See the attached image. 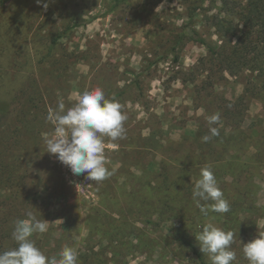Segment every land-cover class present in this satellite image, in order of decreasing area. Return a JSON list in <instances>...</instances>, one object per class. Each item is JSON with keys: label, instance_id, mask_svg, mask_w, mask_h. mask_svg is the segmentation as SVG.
Listing matches in <instances>:
<instances>
[{"label": "rangeland", "instance_id": "rangeland-1", "mask_svg": "<svg viewBox=\"0 0 264 264\" xmlns=\"http://www.w3.org/2000/svg\"><path fill=\"white\" fill-rule=\"evenodd\" d=\"M220 9V0H0V253L18 246L16 222L31 211L50 223L32 236L47 257L67 245L78 264H200L193 245L212 264L196 239L211 223L235 233L233 264H249L243 245L264 232V77L252 68L264 60L222 69L238 37L219 36ZM195 32L208 46L189 40ZM95 87L128 117L124 139L105 138L113 174L99 182L74 175L42 136L54 131L49 108ZM210 127L219 136L203 142ZM205 165L227 213L204 216L193 199Z\"/></svg>", "mask_w": 264, "mask_h": 264}, {"label": "clouds", "instance_id": "clouds-1", "mask_svg": "<svg viewBox=\"0 0 264 264\" xmlns=\"http://www.w3.org/2000/svg\"><path fill=\"white\" fill-rule=\"evenodd\" d=\"M40 4L41 0H37ZM49 5L43 4L47 10ZM158 7L156 11L159 9ZM76 102L66 109L64 102H58L56 108H49L46 120L54 126V131L43 133V139L50 154L68 166L74 175L87 173V179L96 182L103 181L113 174L106 166L105 138L109 141L124 139V127L128 117L123 111L122 104L115 98L108 99L102 88L95 87L83 92H74ZM218 114L207 118L208 124L219 123ZM211 135L201 139L208 142L212 137L219 136L218 127H210ZM201 178L195 183L193 199L201 213L207 216L209 210L216 213H227L230 205L224 198L223 191L218 185L211 165L201 169ZM201 201L205 203H201ZM211 201L209 204L207 202ZM27 219L18 220L12 233L17 247L0 253V264H78L79 254L74 247L65 245L58 256L47 257L32 239L35 233H45L48 221L38 219L31 211ZM63 223L58 220L55 223ZM235 233L209 223L196 236L200 250L208 254L212 264H233L237 254L231 249ZM243 254L249 264H264V232L243 245Z\"/></svg>", "mask_w": 264, "mask_h": 264}, {"label": "trees", "instance_id": "trees-1", "mask_svg": "<svg viewBox=\"0 0 264 264\" xmlns=\"http://www.w3.org/2000/svg\"><path fill=\"white\" fill-rule=\"evenodd\" d=\"M221 9L220 12H225V18H213V26L216 28L219 36L231 43L232 38L238 37L236 43L231 46L229 50V55L225 59H219V64L222 66L223 70L235 71L236 68H241L238 64H231L232 59L237 61L244 60V63L250 57L264 60V0H220ZM197 11L195 10L192 17L196 16ZM234 18L237 20L241 29H238L236 25L233 24L234 20L228 19ZM195 37H190V41L195 43H200L201 45L208 44L200 38L196 39L198 34L194 33ZM226 45L223 50L226 49ZM214 52V51H212ZM217 55H219L217 53ZM231 55V56H230ZM251 55L250 57H248ZM222 57V55H220ZM247 64V63H246ZM260 66L253 65L254 71H258V75L264 77V63ZM245 67L246 65L241 64ZM195 254L198 256L200 264H207L200 253L196 251L193 245H190Z\"/></svg>", "mask_w": 264, "mask_h": 264}]
</instances>
